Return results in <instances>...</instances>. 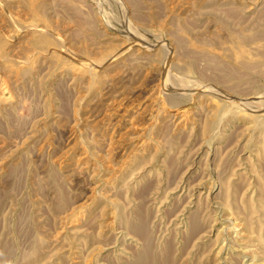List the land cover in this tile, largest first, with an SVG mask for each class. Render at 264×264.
Here are the masks:
<instances>
[{
  "label": "rangeland",
  "instance_id": "1",
  "mask_svg": "<svg viewBox=\"0 0 264 264\" xmlns=\"http://www.w3.org/2000/svg\"><path fill=\"white\" fill-rule=\"evenodd\" d=\"M0 264H264V0H0Z\"/></svg>",
  "mask_w": 264,
  "mask_h": 264
},
{
  "label": "bare ground",
  "instance_id": "2",
  "mask_svg": "<svg viewBox=\"0 0 264 264\" xmlns=\"http://www.w3.org/2000/svg\"><path fill=\"white\" fill-rule=\"evenodd\" d=\"M155 260H156V259H155ZM155 262H157V260H156Z\"/></svg>",
  "mask_w": 264,
  "mask_h": 264
}]
</instances>
